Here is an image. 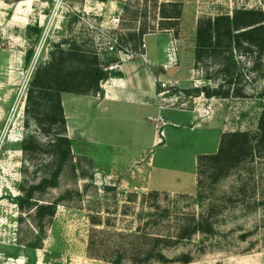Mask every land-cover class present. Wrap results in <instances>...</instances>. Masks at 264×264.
<instances>
[{"label": "rangeland", "instance_id": "1", "mask_svg": "<svg viewBox=\"0 0 264 264\" xmlns=\"http://www.w3.org/2000/svg\"><path fill=\"white\" fill-rule=\"evenodd\" d=\"M170 1L181 3V19L175 29L161 28L162 24L168 25L161 16V4ZM125 4L130 8L126 20ZM237 8L264 9V0H0V264H111L89 257L93 228L172 238L170 245L160 242L159 247H155L153 239V246L161 248L172 261L162 263L153 257L149 264H264V157L257 155L219 177H214L210 163L204 164L197 188L190 164L189 151L215 153L224 132L258 131L264 109V53L236 49L225 52L227 57L209 55L196 61L199 19L232 15ZM134 10H139L138 14L134 15ZM83 15L106 26L118 15L121 34L125 30L122 23L132 30L144 21L155 27L154 32L144 36L148 53L153 52L155 60L161 57L165 61L163 49L168 43L169 53L176 58L171 63L167 57L174 66L172 76L176 80L157 79L160 87L168 90L166 95L171 96L165 101L166 106L198 109L196 120L204 121L206 129L193 136L183 128L190 127L189 120H183L180 127L168 125L167 149L161 145L147 149L143 158L133 164L105 161L121 157L127 148L144 146V135L135 138L131 131L117 130L112 136L104 130L99 137L105 142L94 146L99 153L98 162L86 156L85 139L73 142L72 163L59 175L58 186L44 194L50 200L63 195L64 200L51 221L45 223L41 247H29L19 238L35 240L38 229L21 211L16 198L22 193L23 183L32 184L49 176L54 164L47 153L52 136L42 133L34 120L25 124L24 104L33 74L40 63L51 59L58 46L67 49L73 43L96 50L104 62L116 60L110 69L119 68L122 60L119 52L100 47L82 22ZM168 31L172 33L169 40L165 34ZM26 51L31 52L29 62L25 60ZM226 65L230 73L221 71ZM203 86L229 90V96H207L192 90ZM196 120L194 123H198ZM145 126V130L154 131V124L152 127L148 122ZM28 134H34L46 145L45 153L34 155L33 159L23 153L22 142ZM111 141L115 145L107 146ZM149 155L155 158L152 182L173 187L180 179L179 183L187 185L191 193L149 189L151 164H145ZM67 191L73 192L68 198ZM20 216L24 219L19 220ZM199 221L204 230L193 233ZM180 234L187 237H178ZM93 235L111 247L139 243L132 236L100 232ZM101 252L111 254L116 250ZM184 254L191 256L188 263L179 259ZM128 260L123 264H129Z\"/></svg>", "mask_w": 264, "mask_h": 264}, {"label": "trees", "instance_id": "2", "mask_svg": "<svg viewBox=\"0 0 264 264\" xmlns=\"http://www.w3.org/2000/svg\"><path fill=\"white\" fill-rule=\"evenodd\" d=\"M8 3L19 0H5ZM50 1V0H47ZM161 16L168 21V25H161V28L171 29L177 26L181 19L182 5L178 1L164 2L161 4ZM169 6L166 10L165 7ZM123 19H127L130 8L127 4L123 6ZM139 10H134V15ZM125 29L120 35L121 43L127 47L138 50L144 36L154 32L155 27L146 21L138 28L132 30L131 26L122 23ZM253 51L264 53V9L237 8L233 14H218L214 17H201L196 27V61L199 62L204 56L225 55V52L233 50ZM227 57V56H226ZM31 59V52L26 51V62ZM116 60L107 62L101 60L94 49H86L81 45L73 43L65 49L58 46L51 54V59L40 63L31 80L27 91L25 104V124L29 125L31 120L38 125L42 133L52 136L47 146V151L53 159V170L49 176L43 177L38 182L21 185L22 193L16 200L21 211L26 212L35 224L38 232L35 240L19 238V242L29 247H41V239L45 235V223L50 222L57 212L58 205L64 200V196H58L53 200L44 198V194L59 184V175L74 158L73 140L68 136L67 121L62 103V93L71 92L76 94H98L102 91L101 83L109 76L120 75L121 72L108 68ZM222 72L230 73L228 65L221 68ZM193 92H203L207 96L217 94L224 97L229 96V90L222 91L211 89L207 86L196 87ZM45 144L34 134H28L22 142V151L33 159L37 154L45 153ZM264 157V109L260 114L258 131L237 130L224 132L221 136L219 148L215 153L201 154L198 157V186L200 184V171L204 164L210 163L214 168V177L224 176L230 170L237 167L244 161H249L255 156ZM33 157V158H32ZM212 169V167H211ZM72 191L66 192L70 197ZM24 219L20 216L19 220ZM100 223V222H94ZM203 223L197 222L194 225L193 233L203 231ZM88 243V255L93 258H101L111 264H123L127 259L129 264H149L155 260L167 263L172 260L167 258L161 248L163 245H170L172 238L155 237L142 233H125L117 230H96L93 228ZM94 232L101 234L110 233L117 236H132L138 239V245L134 243H122L111 247L106 241L100 242L94 239ZM178 237H187L180 234ZM144 238L143 242L141 239ZM153 239L156 243L153 246ZM146 240H149L148 242ZM140 244V245H139ZM103 249H110L116 252L108 254L101 252ZM113 257V258H112ZM184 263L191 260L189 254L179 258Z\"/></svg>", "mask_w": 264, "mask_h": 264}, {"label": "crops", "instance_id": "3", "mask_svg": "<svg viewBox=\"0 0 264 264\" xmlns=\"http://www.w3.org/2000/svg\"><path fill=\"white\" fill-rule=\"evenodd\" d=\"M168 36V40L171 38V31L165 32ZM169 42V41H168ZM168 43L163 49L166 60L157 57L153 52L148 53L145 49L148 57V61H144L141 58H134L131 60H121L119 68L115 69L120 71V75L109 76L102 83V91L100 93L89 94H76L71 92L62 93V103L64 107L65 117L67 121L68 136L77 144L80 138L85 139V151L86 156L91 158L93 162L99 161V153L97 149H94L95 145H101L105 141L100 139L99 134H103V131H109L114 136L113 132L119 130L121 133L125 131H131L135 138L139 136H146L147 140L144 146H138L136 148H127L128 151L122 153L121 157H112L107 161L110 164H133L137 158H143L144 153L151 150L156 146H163L165 150L169 146V142L165 140L168 135L165 127L173 125L180 127L183 120L190 121V127H184L189 130L190 134L194 136L198 131L206 129L205 123L198 122L196 119L199 115L198 109L195 111L181 109L176 110L166 106L160 107L161 104H166V100L171 97L169 95L158 93L164 91L165 88L160 87V80H176L172 76L174 73V66L168 62ZM164 65L166 66L165 68ZM171 75V76H170ZM170 79H167V78ZM163 98L164 101H163ZM172 112H175L173 114ZM181 114V118L178 114ZM193 113V115H189ZM154 117L162 115L164 122V137H160L156 125L149 120V116ZM192 119V121H191ZM195 120L198 123H194ZM101 121V124L98 122ZM150 123L154 131L145 130L146 124ZM103 123V124H102ZM193 123V124H192ZM200 123V124H199ZM118 126V127H116ZM118 128V129H117ZM213 128H210L211 130ZM148 131V132H147ZM164 138V139H163ZM115 141H111L107 146L115 145ZM127 146V144H125ZM191 154L190 161L191 166L194 168L196 188L198 187V157L201 155L199 149H193L189 151ZM207 154V153H205ZM155 158L149 155V159L145 164H151L149 167V179L148 186L152 191H171L177 193H191L187 191V185H182L179 182L173 184V187H165L166 183L158 181L152 182V170L154 166Z\"/></svg>", "mask_w": 264, "mask_h": 264}, {"label": "built area", "instance_id": "4", "mask_svg": "<svg viewBox=\"0 0 264 264\" xmlns=\"http://www.w3.org/2000/svg\"><path fill=\"white\" fill-rule=\"evenodd\" d=\"M81 20L85 24L86 28L92 33V37H94V40L98 42L101 48L104 45L105 50L119 52L122 56V60H131L137 57L143 59L144 61H148L147 53L145 51L147 48L145 39H143L138 50H133L121 43L120 16L115 15L107 26L103 22H97L85 15L81 16ZM167 57L171 63H173V60L176 59L172 58L169 51L167 53ZM164 67L166 66L164 65ZM166 85L167 84L163 82L162 86L165 87ZM167 92L168 90L165 88L164 91H161L158 94L163 95ZM164 99L165 98H163V101ZM160 107L165 108L166 104H161ZM149 120L155 123L159 136L164 137L163 116L159 115L154 117L150 115Z\"/></svg>", "mask_w": 264, "mask_h": 264}, {"label": "bare ground", "instance_id": "5", "mask_svg": "<svg viewBox=\"0 0 264 264\" xmlns=\"http://www.w3.org/2000/svg\"><path fill=\"white\" fill-rule=\"evenodd\" d=\"M25 105V104H24Z\"/></svg>", "mask_w": 264, "mask_h": 264}]
</instances>
